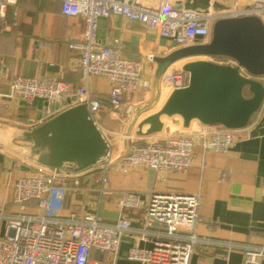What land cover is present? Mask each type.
<instances>
[{
	"label": "crops",
	"instance_id": "obj_1",
	"mask_svg": "<svg viewBox=\"0 0 264 264\" xmlns=\"http://www.w3.org/2000/svg\"><path fill=\"white\" fill-rule=\"evenodd\" d=\"M219 1L232 5L231 0ZM61 5L60 0H17L6 13L8 29L0 32V212L6 215L18 211L13 203L15 181L36 173L40 166L21 151L31 146L30 141L21 137L37 122L46 103L43 99L29 104L10 98L11 82L18 76L50 77L66 82L73 91L86 84L77 69L81 53L70 47L71 42L82 36L85 19L64 15ZM99 38L102 44L108 45L119 39L123 46L121 55L143 64L138 87L124 93V102L118 112L110 108L108 79L93 75L87 84L104 102L97 123L112 153L122 156L127 139L131 144H144L164 135L189 132L190 128L194 143L192 165L177 173L142 165L124 170L113 165L108 170L107 183L99 180V169L85 173L89 169L86 167L72 172L67 178L79 177L80 185L74 186L66 196L63 214L95 212L108 223L127 216L138 229L153 192L200 193L199 240L194 245L190 264H244L243 249L236 245H264V102L247 126L239 129L234 144L226 152L206 147L202 136L195 134L200 123L193 121L189 128H184L178 116L164 119L161 132L137 135L139 123L157 112L172 91L164 78L175 70L171 68L176 62L166 68L159 80L156 58L167 56L179 46L142 22H129L121 15L99 19ZM260 80L264 83V76ZM126 191L139 194L137 207L120 205ZM5 227V221L0 223V235L5 233ZM136 229L135 233L122 238L114 264H143L128 258L129 249L135 245L150 248L163 233V228L157 225L150 228L148 239L140 240L136 237ZM229 245H233L232 248ZM92 257L102 261L113 259L112 255L97 250ZM260 264H264V257Z\"/></svg>",
	"mask_w": 264,
	"mask_h": 264
},
{
	"label": "built area",
	"instance_id": "obj_2",
	"mask_svg": "<svg viewBox=\"0 0 264 264\" xmlns=\"http://www.w3.org/2000/svg\"><path fill=\"white\" fill-rule=\"evenodd\" d=\"M62 13L66 16H82L85 30L70 47L80 51L77 69L81 71L84 85L73 91L70 86L50 77L18 76L10 84V98L34 104L43 99L60 107L78 100L86 105L89 116L97 122V115L104 107L101 98L95 96L87 84L93 75L102 76L110 82V108L118 112L124 102V93L134 91L142 78L143 64L126 59L121 55L122 43L115 39L113 44H102L99 38V19L115 15L127 21H140L146 27L159 32L183 47L196 43H208L212 27L217 19L239 15H257L264 23V0H249L248 9H234L206 15L185 9L167 6H146L140 0H60ZM184 1V0H182ZM236 6L240 0H231ZM17 0H0V32L8 28L5 17L9 6ZM232 61V60H231ZM233 62V61H232ZM172 90L185 87L189 74L183 68L175 69L164 78ZM180 134H168L156 141L139 144L133 142L127 155L117 161L112 151L97 165H100L99 180L109 181L108 170L115 163L122 169L137 165L177 173L192 165V130ZM239 129L221 125L200 124L195 134L202 136L206 147L226 152L234 144ZM41 165L37 172L19 177L14 183L13 203L18 211L6 215L0 212V223L5 221V233L0 235V264H114L121 240L125 235L135 233L133 220L121 216L114 223L105 222L95 212L63 214L65 198L74 186L80 185V178L70 176L68 167ZM76 172V171H75ZM139 194L126 191L120 201L124 208L137 207ZM201 194L180 191H155L151 194L141 227L136 229L137 239L146 240L150 228L160 226L163 233L150 248L132 246L128 258L143 264H190L194 245L198 242L197 227L200 216ZM233 245H229L232 248ZM243 249L244 264H260L264 257V245H236ZM108 253L110 261L94 260L93 251Z\"/></svg>",
	"mask_w": 264,
	"mask_h": 264
},
{
	"label": "water",
	"instance_id": "obj_3",
	"mask_svg": "<svg viewBox=\"0 0 264 264\" xmlns=\"http://www.w3.org/2000/svg\"><path fill=\"white\" fill-rule=\"evenodd\" d=\"M146 6H167L206 15L230 9L242 11L251 6L240 0L231 6L219 0H140ZM198 56L224 57L233 61L223 64L212 59H189ZM153 58V57H152ZM182 68L189 74L185 87L175 88L162 107L144 118L137 135L161 132L164 119L179 116L184 128L193 121L203 125H221L229 129L247 126L264 102V23L257 15H239L217 19L208 43H196L175 49L165 57H157L160 80L168 66L185 60ZM248 92V95L246 94ZM146 126V128H145ZM22 134L31 146L21 151L41 165L69 171L89 167L85 173L100 169L97 165L110 152V144L99 124L89 116L82 100L60 107L45 103L37 122ZM130 139L126 140L128 154Z\"/></svg>",
	"mask_w": 264,
	"mask_h": 264
},
{
	"label": "rangeland",
	"instance_id": "obj_4",
	"mask_svg": "<svg viewBox=\"0 0 264 264\" xmlns=\"http://www.w3.org/2000/svg\"><path fill=\"white\" fill-rule=\"evenodd\" d=\"M189 59H212L214 61H217V62H220V63H223V64H232L233 62L228 59V58H224V57H210V56H198V57H192V58H189ZM189 59H185V60H181V61H178L176 62L175 65L172 66L171 70H174V69H178V68H182L183 64L185 63V61L189 60ZM246 94L248 95V92H246ZM167 119V118H166ZM177 119L179 120H182L181 117H177ZM173 121V120H171ZM169 122V121H168ZM102 129V128H101ZM103 131V130H102ZM180 131V130H179ZM104 133V132H103ZM135 134V133H134ZM115 154V155H114ZM112 153V159L114 161H117L120 157L122 156H118V152H115V153ZM113 165H116L115 163H113ZM130 169H133V168H130ZM129 170V169H128Z\"/></svg>",
	"mask_w": 264,
	"mask_h": 264
}]
</instances>
